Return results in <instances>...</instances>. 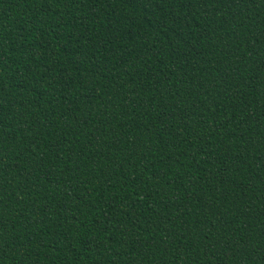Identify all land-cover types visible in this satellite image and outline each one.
I'll list each match as a JSON object with an SVG mask.
<instances>
[{"label":"trees","instance_id":"obj_1","mask_svg":"<svg viewBox=\"0 0 264 264\" xmlns=\"http://www.w3.org/2000/svg\"><path fill=\"white\" fill-rule=\"evenodd\" d=\"M0 264H264V0H0Z\"/></svg>","mask_w":264,"mask_h":264}]
</instances>
